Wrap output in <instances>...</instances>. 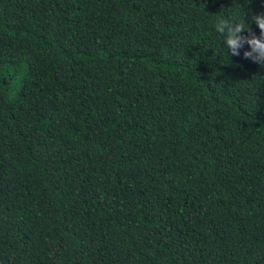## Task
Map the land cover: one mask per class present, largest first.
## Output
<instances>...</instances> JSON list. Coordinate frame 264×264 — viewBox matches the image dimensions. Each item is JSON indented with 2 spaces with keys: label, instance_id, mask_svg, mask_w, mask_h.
Masks as SVG:
<instances>
[{
  "label": "trees",
  "instance_id": "obj_1",
  "mask_svg": "<svg viewBox=\"0 0 264 264\" xmlns=\"http://www.w3.org/2000/svg\"><path fill=\"white\" fill-rule=\"evenodd\" d=\"M237 5L259 36L264 0H0V264H264Z\"/></svg>",
  "mask_w": 264,
  "mask_h": 264
},
{
  "label": "clouds",
  "instance_id": "obj_2",
  "mask_svg": "<svg viewBox=\"0 0 264 264\" xmlns=\"http://www.w3.org/2000/svg\"><path fill=\"white\" fill-rule=\"evenodd\" d=\"M241 19L234 21L231 18H217L215 31L223 36L224 45L231 56H239V49L247 45L250 50L243 52V58L253 63L264 66V13L251 16V22H254L259 29V36L251 32L249 24L244 22V13L239 5ZM248 32V36L241 35Z\"/></svg>",
  "mask_w": 264,
  "mask_h": 264
}]
</instances>
